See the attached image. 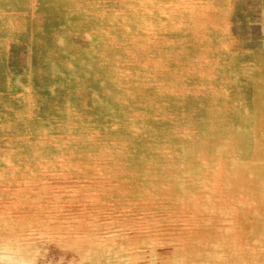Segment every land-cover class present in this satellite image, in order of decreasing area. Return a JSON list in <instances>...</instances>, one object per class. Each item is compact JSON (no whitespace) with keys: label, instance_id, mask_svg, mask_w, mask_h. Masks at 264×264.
<instances>
[{"label":"rangeland","instance_id":"374dc122","mask_svg":"<svg viewBox=\"0 0 264 264\" xmlns=\"http://www.w3.org/2000/svg\"><path fill=\"white\" fill-rule=\"evenodd\" d=\"M0 264H264V0H0Z\"/></svg>","mask_w":264,"mask_h":264},{"label":"bare ground","instance_id":"6f19581e","mask_svg":"<svg viewBox=\"0 0 264 264\" xmlns=\"http://www.w3.org/2000/svg\"><path fill=\"white\" fill-rule=\"evenodd\" d=\"M162 4V3H161ZM151 6V5H150ZM71 37V36H70ZM83 42V41H82ZM51 64H52V62H51ZM75 66V65H74ZM54 70V69H53ZM52 72V71H51ZM227 78V77H226ZM233 79V78H232ZM45 80V79H44ZM50 80V79H49ZM230 81H231V79H230ZM47 83V82H46ZM230 83V82H229ZM236 87V86H235ZM46 88V87H45ZM229 88V87H228ZM236 89H237V87H236ZM226 93H228V92H226ZM236 94V93H235ZM228 95V94H227ZM229 96V95H228ZM233 105H234V103H233ZM237 107V106H236ZM235 108V107H234ZM238 108V107H237ZM234 110H236V109H234ZM238 110V109H237ZM239 111V110H238ZM238 111H237V113H238ZM236 111H234V113H235ZM227 114H229V113H227ZM236 114V113H235ZM229 119H230V117H229ZM233 120V119H232ZM228 125V124H227ZM231 126V125H230ZM233 127V126H232ZM238 127V126H237ZM229 128V127H228ZM227 128V129H228ZM230 129V128H229ZM232 129V128H231ZM231 129H230V131H231ZM232 132V131H231ZM228 133V132H227ZM230 133V132H229ZM235 134V133H234ZM233 135V134H232ZM230 136V135H229ZM227 138V137H226ZM239 143V142H238ZM238 146H240V144L238 145ZM228 152V151H227ZM230 155V154H229ZM234 155V154H233ZM242 155V154H241ZM236 156V155H235ZM12 166V165H11ZM205 193V192H204ZM246 196V195H245ZM194 197V196H193ZM240 198V197H239ZM238 198V199H239ZM242 199V198H241ZM142 200V199H141ZM199 205V204H198ZM217 206V205H216ZM204 207V206H203ZM247 208V207H246ZM245 211V210H244ZM189 217V216H188ZM229 217V216H228ZM257 227V226H256ZM32 231V230H31ZM112 231V230H111ZM240 232V231H239ZM249 235V234H248ZM239 236V235H238ZM30 237V236H29ZM241 237V236H240ZM21 238V237H20ZM33 238V237H32ZM248 238V237H247ZM255 238V237H254ZM238 239V238H237ZM26 240H27V238H26ZM239 242V241H238ZM231 244V243H230ZM7 254V253H6Z\"/></svg>","mask_w":264,"mask_h":264}]
</instances>
